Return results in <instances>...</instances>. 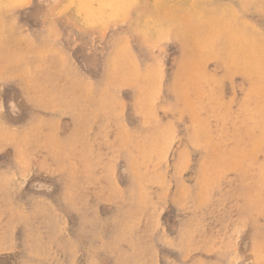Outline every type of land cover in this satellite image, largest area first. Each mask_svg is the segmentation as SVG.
Segmentation results:
<instances>
[{"label":"rangeland","instance_id":"374dc122","mask_svg":"<svg viewBox=\"0 0 264 264\" xmlns=\"http://www.w3.org/2000/svg\"><path fill=\"white\" fill-rule=\"evenodd\" d=\"M201 1L0 0V264H264V77Z\"/></svg>","mask_w":264,"mask_h":264},{"label":"bare ground","instance_id":"6f19581e","mask_svg":"<svg viewBox=\"0 0 264 264\" xmlns=\"http://www.w3.org/2000/svg\"><path fill=\"white\" fill-rule=\"evenodd\" d=\"M200 1L201 0H199V2ZM207 1V3L203 2L201 3V6H199L202 10L208 9V12L206 11L207 13H205L204 18L202 17L203 22L201 25H208L207 29H209L211 28V25L214 24V27L217 28V31H221V33L215 36V38H209L207 32L201 33L202 37H204L202 41L210 39L213 46H217L222 49L227 47L228 49L225 55H227V58L229 57L228 61L231 66V72L232 70L243 71L242 74L246 76L247 80L249 81V90H258V82L264 77V27H261L260 29L253 22L242 19L239 16V14L242 13H239L235 10V8L238 9L239 7L234 8L232 5L234 1L232 0ZM251 1L253 7L264 6L263 3H261L262 0ZM230 14H234V16L231 17L229 16ZM110 17L111 16H109V18ZM218 41H221L223 44L219 45ZM223 63L226 66L225 59ZM250 102L251 104L248 106L249 111L240 110L239 114L242 117L252 115L253 119H261L264 116V111L255 109L257 108L255 106L258 103V97L251 99Z\"/></svg>","mask_w":264,"mask_h":264}]
</instances>
